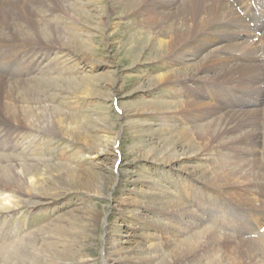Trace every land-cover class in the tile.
Instances as JSON below:
<instances>
[{
  "label": "rangeland",
  "instance_id": "1",
  "mask_svg": "<svg viewBox=\"0 0 264 264\" xmlns=\"http://www.w3.org/2000/svg\"><path fill=\"white\" fill-rule=\"evenodd\" d=\"M61 1L70 16L35 0H0L11 14L4 13L0 35L30 46L20 55L26 69L0 61V79L32 112L39 102L76 127L37 133L17 125L7 147L0 122V169L22 167L35 181L26 193L0 180V264H237L235 246L264 245V213L214 187L207 167L215 155L181 134L206 119L186 122L174 111L185 99L179 85L156 83L168 70L162 60L133 57V17L112 13L107 0ZM23 3L31 10L17 7ZM49 23L69 38L61 49L41 46L59 43L52 31L45 37ZM255 86L248 92L257 103L247 109H260L261 149L248 158H259L264 173V84ZM243 194L264 207L261 195ZM205 240L215 248L198 250L200 257L196 244Z\"/></svg>",
  "mask_w": 264,
  "mask_h": 264
},
{
  "label": "bare ground",
  "instance_id": "2",
  "mask_svg": "<svg viewBox=\"0 0 264 264\" xmlns=\"http://www.w3.org/2000/svg\"><path fill=\"white\" fill-rule=\"evenodd\" d=\"M107 1V8L112 13L118 12L121 15L126 14L125 17L128 15L133 17V21L129 23L131 26L134 25L136 33L139 34L137 39H134L135 35L130 38L138 49L133 57L138 59L153 56L156 60H162L163 69L168 70L156 76V83L159 82L166 89L173 91L176 89H171L172 87H169L172 86L171 84L182 88L179 93H183L182 98L185 101L180 100L178 105L173 107L174 111L185 118L186 122L195 118L206 119L207 122L205 121L198 128H194L197 126L194 124L192 127L194 129L183 130L181 134L188 136V144H195L205 151L211 150L215 155L213 163H209L211 166H206L210 183L221 189V192L223 190L228 196L238 198V201L239 198H243L249 204L247 206L252 208L249 211L253 214L264 213V207L257 206L247 197L248 195L243 194L245 191L247 194H259L264 198L262 164L259 158H248L251 155H259L261 149L258 128L261 112L258 108L247 109V106L257 103L248 90L256 91V83L264 84V10L256 11L257 7L264 9V0ZM35 3L44 6L51 13H54L52 10L55 9L70 16V12L66 10L68 7L66 2L61 0H35ZM7 6L12 7L9 4ZM17 7L25 11L31 10L24 3L18 4ZM4 13L10 14L5 10L4 2H0V28L7 25ZM33 19L38 18L33 17ZM47 30L55 34L59 43L42 44L41 46H45L46 49H61V45L69 43V38L64 32L53 27L52 24L49 23L45 29V37L52 38ZM257 30L263 31L261 36L256 34ZM9 38L0 35V61L4 66L18 63L19 68L16 71H23L26 66L22 65L20 55L30 46L19 39ZM140 38L146 39L145 44L151 48L149 51L140 47L137 42L141 40ZM196 54H200L196 63L187 61V55L195 57ZM242 56L246 57L242 58ZM87 60L85 58V61ZM183 63L184 65L181 66ZM7 90L12 95L17 94L15 88L8 89L5 79H0V122L6 128L3 139L9 140L8 144L3 143L4 146H11L10 137L19 130L14 127L17 125L19 128H32L37 133L56 132L62 127L72 132L76 131V127L67 119L62 121L45 105L42 106L37 102L32 112L20 95L9 98ZM227 91H231L233 96L235 95L234 98H229ZM29 100L31 101L30 96ZM11 125L13 127L9 128ZM0 170V180L3 183L26 193L31 192L26 191L25 187L33 185L35 181L32 182L28 178L22 167L17 169L11 167L9 171ZM257 198L258 203L261 204L263 199ZM183 213L185 214V212L178 214L182 216ZM193 219L195 222L200 220L197 217ZM215 244L216 241L205 240L201 244L197 243L195 249L204 254ZM180 252H183L182 249ZM231 255H233L231 259L236 260L237 264H264V245L261 246L257 240H249L245 245L235 246ZM174 257L173 255L171 259Z\"/></svg>",
  "mask_w": 264,
  "mask_h": 264
}]
</instances>
